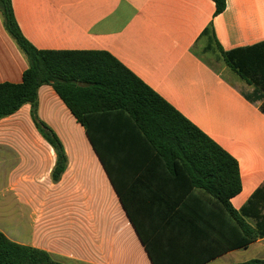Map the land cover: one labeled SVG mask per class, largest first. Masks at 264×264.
Masks as SVG:
<instances>
[{"label":"crops","instance_id":"obj_1","mask_svg":"<svg viewBox=\"0 0 264 264\" xmlns=\"http://www.w3.org/2000/svg\"><path fill=\"white\" fill-rule=\"evenodd\" d=\"M11 1L35 48L111 54L233 156L241 191L231 205L258 238L240 245L223 208L179 163L172 174L157 154L124 150L106 155L109 175L85 128L49 85L38 91V117L63 143L68 166L53 181L57 157L31 105L2 119L0 233L62 264H153L133 217L157 264L264 260V101L253 99V88L221 53L264 42V0H226L219 15L213 0ZM28 66L0 15V84L21 83ZM7 209L20 210L13 235L3 222ZM22 210L30 216L29 237Z\"/></svg>","mask_w":264,"mask_h":264},{"label":"trees","instance_id":"obj_2","mask_svg":"<svg viewBox=\"0 0 264 264\" xmlns=\"http://www.w3.org/2000/svg\"><path fill=\"white\" fill-rule=\"evenodd\" d=\"M213 1L216 15L225 11L226 0ZM0 15L29 65L21 83L0 84V121L22 106L31 105L33 122L57 157L53 181L61 179L68 157L57 134L38 117V91L45 85L53 87L85 128L109 175L111 169L106 155H117L124 150L155 153L172 174L179 163L192 184L205 190L223 208L231 225L239 232L240 245L247 247L257 240V231L231 205V199L241 191L240 168L233 156L111 54L38 50L21 32L11 0H0ZM221 53L231 70L253 88V99L264 101V42L229 52L221 49ZM107 121L112 123V128L99 127ZM121 199L128 209L124 197ZM131 219L151 261L157 264L150 242L140 225L133 217ZM0 264L62 263L44 250L18 244L0 233ZM236 264H264V260Z\"/></svg>","mask_w":264,"mask_h":264},{"label":"rangeland","instance_id":"obj_3","mask_svg":"<svg viewBox=\"0 0 264 264\" xmlns=\"http://www.w3.org/2000/svg\"><path fill=\"white\" fill-rule=\"evenodd\" d=\"M249 88V87H247ZM249 90H251V88H249ZM7 214L6 217L4 219V224L6 226V228L9 230V232L11 233V235H13V222L15 221V218H19L20 216L18 215L20 210L17 209H10V210H4ZM22 212H25V218H23L21 224L24 225L27 228V231L25 232V236H30V227H29V223H30V216L28 213V210H22Z\"/></svg>","mask_w":264,"mask_h":264}]
</instances>
